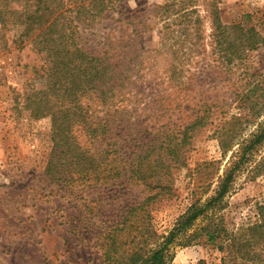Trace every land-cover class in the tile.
Masks as SVG:
<instances>
[{
	"label": "rangeland",
	"instance_id": "1",
	"mask_svg": "<svg viewBox=\"0 0 264 264\" xmlns=\"http://www.w3.org/2000/svg\"><path fill=\"white\" fill-rule=\"evenodd\" d=\"M42 1L35 22L43 23L28 32L37 2L0 0V249L9 253L0 264H122V251L105 256V242L126 206L160 191L135 218L137 242L151 247L193 202L214 195L235 143L264 123V0H112L92 23L75 20L76 6L86 5L82 17L95 13L89 0ZM214 19L231 44L217 45ZM55 24L62 33L47 42ZM74 48L114 63L118 85L104 104L88 90L72 100L52 88L46 75L75 76L64 60L53 63ZM196 112L205 120L187 130L177 160L152 150L148 161L163 166L140 163L144 176L127 177L143 143L180 140L185 127L174 125ZM99 117L109 120L90 138L86 121ZM77 143L101 166L76 163ZM232 187L218 217L235 243L175 245L167 264H254L237 248L249 251L242 244L264 205V146Z\"/></svg>",
	"mask_w": 264,
	"mask_h": 264
},
{
	"label": "trees",
	"instance_id": "2",
	"mask_svg": "<svg viewBox=\"0 0 264 264\" xmlns=\"http://www.w3.org/2000/svg\"><path fill=\"white\" fill-rule=\"evenodd\" d=\"M37 2V8L35 9L33 15V20L31 21L30 25H26V31L33 30L34 26H38L43 23V21L35 22L37 14L39 13V5L44 4L42 0H35ZM81 1H87V0H81ZM112 0H89L88 6H91L92 10H95V13L92 15H89L88 17H82V7H86V5H79L76 6V17L75 20L79 23L84 22L85 18L89 19L92 18L94 20L98 14L102 13L103 11H106L111 8V2ZM2 13V10H0V15ZM37 15V16H36ZM60 16V15H59ZM86 19V20H87ZM27 21V22H29ZM70 22V24H73L72 20H67ZM89 23H92L91 19L87 21ZM22 23V21H21ZM25 24V22H23ZM51 24V23H50ZM57 24V23H56ZM55 24L52 32H46V40L47 42H50L56 34L61 35V30H58L60 28L56 27ZM51 27V26H50ZM73 29V30H72ZM72 29L69 31L73 34L74 29L77 30V25L73 24ZM226 27H223L221 23H219L216 19H214V39L217 42V45L222 46L223 43H229L226 39L225 35ZM59 32V33H57ZM62 33V32H61ZM70 33V34H71ZM44 36V37H45ZM231 44V43H229ZM233 44V43H232ZM74 45H72L73 47ZM46 47V46H45ZM67 56L60 60H54V69L57 70L58 68H61V63L64 60V63L71 66L72 69V81L61 80L64 75L56 76V75H46L49 77V81L51 82L53 80L54 86L53 89L58 90L61 94V96H70L72 100L75 98H79L84 94V91L88 90L93 93L100 99H102V103L104 104L106 100V97L109 95L114 94V87L115 85H118V81L114 82L116 80V75H109L110 71L109 68L114 69L112 62L107 61L105 62V57H99L95 56L93 57L90 53L84 52L81 49L74 48L70 50H66ZM71 54L72 61H69V56ZM91 55V56H90ZM105 56V54H104ZM89 57V58H88ZM62 61V62H61ZM69 61V62H68ZM68 62V63H67ZM101 67H97V66ZM64 66V65H63ZM116 68V66H115ZM51 70V67H50ZM60 72V71H59ZM79 80H83L84 83H82ZM82 83V84H81ZM80 89V91H79ZM44 104V103H42ZM61 111V112H60ZM88 112V111H87ZM86 112V113H87ZM58 113H64V109H60L57 111H54L53 114L57 115ZM91 116V115H90ZM187 117V119H183L181 123L178 125H174L175 127L184 126L183 136L179 140L176 136H167L164 140L159 141L157 147L151 148L150 143L142 144L141 150H143L142 154H135V157H138L137 160H134L130 162L129 168L126 170V174L128 178H134L144 174L142 171H140V163H144L147 168H149V171L155 170L158 165L160 164L163 166L160 161H156L155 164H151L149 160V155L153 152L152 150L160 149L164 150L165 153L168 155V157L172 156V159H176V157L179 156V153L182 149V147L187 144L188 136H187V130L193 129L197 125H201L202 120L204 121L205 116L198 115L197 112L190 117ZM66 118V117H65ZM83 120L87 119V116L83 115ZM100 120L99 122H96V120ZM109 118L105 117H99L94 118L93 121L89 120L86 121V129L87 133L90 136V138H94V134L100 131V122L104 121L105 123L108 122ZM102 124V123H101ZM186 124V126H185ZM168 130L163 131L169 132L170 128H167ZM60 131H63L62 128L59 129ZM65 130V128H64ZM157 139L153 138L152 142L158 141L160 139V133L157 135ZM155 136V137H156ZM146 139V138H145ZM147 140V139H146ZM222 145V144H221ZM239 147V150H235L236 152H232L228 165L226 166L223 175L218 181L217 188L214 192V195L207 198L205 201L201 202V200H196L193 202L185 211L183 215H181L177 221L175 222L174 227L168 232L167 235L162 236L160 239L156 241L151 247L143 246L141 245V242L138 243L137 239L142 238V236H139L138 234V228H137V220L141 218L138 215V211L142 210L144 208L143 201H150L151 199H154L160 191L156 192L154 195H148L147 197H144L143 201H140L138 203H132L129 206L125 207L124 214L122 215V218L119 222L115 223V225L108 228V231L106 232V242H105V256L114 259L115 254L117 251H122L121 254V262L122 264H167L168 258H171L170 250L175 245H184V244H190L195 241H201L204 240V243L211 244L216 246L219 249H223V244L225 243H235V238L233 237L232 233H228L225 227L222 226L221 219L218 217V212L221 211L223 206L221 205L226 197V195L229 193V191L233 188V184L235 182L236 177L238 176L239 172L242 170V167L244 164H247L251 161V158L254 154V152H257L261 147L264 146V123H260V125L257 127L256 131L251 133L249 139H242L240 142L235 143ZM234 145V146H235ZM233 147V146H232ZM228 149L230 151L232 149ZM77 149L72 157L76 158V163L78 162H84L88 163L89 167H87L89 170H94L96 167L101 166L102 158L95 159L93 155H89L86 148L82 147L77 143ZM227 151V152H228ZM107 152L110 153V150L103 149V153ZM88 156L87 162L85 157ZM177 160V159H176ZM256 169V168H255ZM81 171V169L79 168ZM260 172V170L255 174V176ZM95 177L97 179H100L101 175H96ZM162 188L163 185H158L157 188ZM162 190V189H161ZM219 210H218V209ZM138 216V217H136ZM259 216L260 220L251 226L248 227L249 236L247 237L246 244H242L244 247H249V251L247 249L246 253H243L242 249L238 246L237 250L238 252L242 253L245 258H247L249 261L253 262L254 264H264V205H260L259 207ZM137 218V220H135ZM135 232V233H134ZM124 233V234H123ZM134 233V234H133ZM118 234H123L128 236L132 235L131 240L124 241L122 236H118ZM228 241V242H227ZM126 242V243H125ZM126 244V245H125ZM128 244H131V250L130 254L126 257L124 255L125 253V246ZM260 247L261 250L259 251H253L251 250L254 246ZM212 264H218V263H212Z\"/></svg>",
	"mask_w": 264,
	"mask_h": 264
},
{
	"label": "crops",
	"instance_id": "3",
	"mask_svg": "<svg viewBox=\"0 0 264 264\" xmlns=\"http://www.w3.org/2000/svg\"><path fill=\"white\" fill-rule=\"evenodd\" d=\"M9 253L2 248L0 249V262L4 260L5 257H7Z\"/></svg>",
	"mask_w": 264,
	"mask_h": 264
}]
</instances>
